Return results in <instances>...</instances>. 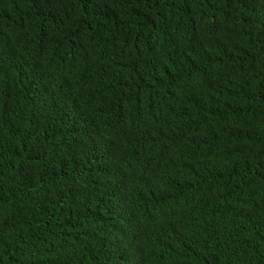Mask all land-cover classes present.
<instances>
[{
	"label": "trees",
	"instance_id": "16d2710c",
	"mask_svg": "<svg viewBox=\"0 0 264 264\" xmlns=\"http://www.w3.org/2000/svg\"><path fill=\"white\" fill-rule=\"evenodd\" d=\"M0 264H264V0H0Z\"/></svg>",
	"mask_w": 264,
	"mask_h": 264
}]
</instances>
